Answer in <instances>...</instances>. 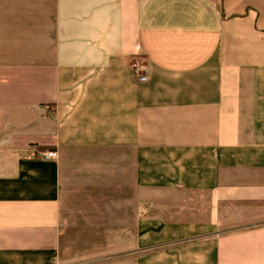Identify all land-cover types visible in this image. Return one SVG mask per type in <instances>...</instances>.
Wrapping results in <instances>:
<instances>
[{
    "label": "crops",
    "instance_id": "crops-1",
    "mask_svg": "<svg viewBox=\"0 0 264 264\" xmlns=\"http://www.w3.org/2000/svg\"><path fill=\"white\" fill-rule=\"evenodd\" d=\"M0 264H264V0H0Z\"/></svg>",
    "mask_w": 264,
    "mask_h": 264
},
{
    "label": "built area",
    "instance_id": "built-area-1",
    "mask_svg": "<svg viewBox=\"0 0 264 264\" xmlns=\"http://www.w3.org/2000/svg\"><path fill=\"white\" fill-rule=\"evenodd\" d=\"M131 66H132L133 76L135 79L139 81H145L148 78L147 74L143 73V68L139 65L138 62L136 61L133 62ZM55 155L56 152L54 150H48L42 153V157L44 159H52L55 157Z\"/></svg>",
    "mask_w": 264,
    "mask_h": 264
}]
</instances>
